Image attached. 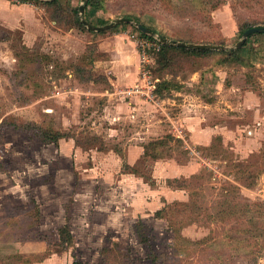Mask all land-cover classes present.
Masks as SVG:
<instances>
[{"label": "rangeland", "instance_id": "1", "mask_svg": "<svg viewBox=\"0 0 264 264\" xmlns=\"http://www.w3.org/2000/svg\"><path fill=\"white\" fill-rule=\"evenodd\" d=\"M2 1L0 264H264V33L236 47L245 29L264 27V0L84 8L91 25L127 18L171 41L215 46L185 47L194 49L187 61L164 70L156 38L132 23L87 29L82 0ZM122 39L134 40L138 64L137 40L154 45L146 72L154 90L169 83L162 95L175 106L164 99V111H143L131 100L129 113L111 112L117 98L142 100L144 87L126 95L102 72ZM187 104L214 128L209 136L184 128L177 113ZM135 145L141 153L128 164Z\"/></svg>", "mask_w": 264, "mask_h": 264}, {"label": "crops", "instance_id": "2", "mask_svg": "<svg viewBox=\"0 0 264 264\" xmlns=\"http://www.w3.org/2000/svg\"><path fill=\"white\" fill-rule=\"evenodd\" d=\"M4 2L6 3V1L0 0V5H3ZM122 42L123 43L121 44V52H120L122 54H121L120 58L118 57V60L114 59V60L104 61L105 62L104 66L106 69H103L102 72H105V71L112 72V75L110 77H108V79H107L111 86H114V87L122 86L123 88H121V89H126V88H130L136 84L141 85L142 82L139 79V75H138L139 74V66H138V63L136 61V51H135L134 40L122 39ZM153 92H154V90H153ZM155 96H157V95L155 94ZM106 97L111 98V96H106ZM157 97H159V96H157ZM117 99H118V101H116L114 106H112L113 109H111V112L116 113V114H121V113L127 114L130 112V110L132 108V101L133 100H138V101L142 102V110L143 111H147L149 108L157 109V110L159 109V110L164 111V109L161 108V104H162V102L164 104V101H165L164 99H167V98H161V101L157 100V102L153 101L154 104L157 103V107L152 105V101L147 99L146 97H144V95H142V100H140L139 98H131V99L117 98ZM117 99L115 98V100H117ZM108 100L109 99H107V101ZM167 100H169L171 102L168 109L173 107V105L175 106V104H176L175 100L169 99V98ZM159 103H160V105H158ZM204 104H206V103H204ZM178 105H183V104H178ZM189 105L190 104H187L186 106H182V107H185V109H183L182 112L177 113V114H180L179 119L182 120V122H183L182 124L184 125V128L188 132H191L194 135L196 134V136L201 134V133L203 135L207 133L209 136L210 130H214V128L204 126L203 123H201L202 122L201 112H199V110L196 109L194 106L190 107ZM146 113H149V112H146ZM146 113L144 112V113H142V115L146 116L147 115ZM150 117H152V116H150ZM153 117H155V116H153ZM146 126H148V129L152 128L153 131L155 129H157V128L153 127L154 125L149 126V124H147ZM218 128L220 130V133L224 136L225 135L224 134L225 132L223 130L224 126L222 124H218ZM203 139L205 141H209L210 138L208 139V138L203 137ZM196 140H199V139H196ZM141 147L142 146H136V145L128 147L127 153H126V161L128 164L133 163L137 159L138 155L141 153ZM180 167H182V168H180ZM186 169H187L186 166L185 167L184 166H177L176 167V171L178 173H184V170H186ZM152 199H154L153 205L158 204L159 199H157V198H152ZM144 208L148 209L147 206H145ZM153 209L155 210V208H153Z\"/></svg>", "mask_w": 264, "mask_h": 264}, {"label": "trees", "instance_id": "3", "mask_svg": "<svg viewBox=\"0 0 264 264\" xmlns=\"http://www.w3.org/2000/svg\"><path fill=\"white\" fill-rule=\"evenodd\" d=\"M21 1L24 2L26 0H21ZM105 4H106V0H87L84 8L86 11L91 10L90 12H91V14H93L95 11H97L99 9H103ZM97 20H98V22H100V24L107 23V21H103L101 18H98ZM132 29L136 31V29L134 27H132ZM262 33H264V32H262ZM140 34L146 38H151L148 35H145L141 32H140ZM254 34H256V33H254ZM257 34H259V33H257ZM191 50H194V49H188V48H185L183 46H177V45L168 44V43H158V50H156V52L154 53L155 62L158 66V69L164 70L170 66H173L174 63L176 64L177 67H181L184 64V62L187 61L188 52ZM208 51H210V50H205L204 52H208ZM170 87L171 86L169 85V83L167 84L164 81H161L160 83L157 84V88H156V90H154V93L157 96H159L160 98H163V97L168 96V95H162V90L170 88ZM16 125H18V124H14V126H16ZM14 129H17V128L14 127ZM41 133H43L42 137L44 139H46V140L51 139V142H55L57 140V138L60 137L59 133L47 134L48 133L47 131L46 132L41 131ZM139 240L142 241V243L147 246L148 240L145 237H143V233H142V237L140 235ZM150 257L153 258L152 259L153 261L156 259V256L153 255L152 253L150 254Z\"/></svg>", "mask_w": 264, "mask_h": 264}, {"label": "water", "instance_id": "4", "mask_svg": "<svg viewBox=\"0 0 264 264\" xmlns=\"http://www.w3.org/2000/svg\"><path fill=\"white\" fill-rule=\"evenodd\" d=\"M86 1L87 0H82V4L79 5L78 11H79V14L81 17V23L83 25H85L87 27V29H89L91 31L102 32V31H105V30L112 28L114 25L119 24V23H132L141 33L148 35V36H153L154 38L157 39V41H159V43H170V44H174V45H178V46L195 48V49H206V48L214 49L215 48V46L208 45V44H192V43H184V42H177V41L168 40L166 38H163V37L156 35L153 31H151L150 29H148L144 25H142L138 22L131 21L130 19H127V18H119L113 22H110V23L102 25V26L91 25L83 17L84 4L86 3ZM262 32H264V27H261V26L249 27V28L245 29L242 32L241 39L236 43V47L242 46L244 41L246 40V38L249 35L254 34V33H262ZM221 49H222V47H221Z\"/></svg>", "mask_w": 264, "mask_h": 264}, {"label": "built area", "instance_id": "5", "mask_svg": "<svg viewBox=\"0 0 264 264\" xmlns=\"http://www.w3.org/2000/svg\"><path fill=\"white\" fill-rule=\"evenodd\" d=\"M138 42H140V46H141V49H140V57H139V79L141 80V85H143L144 87H142V95H144L147 99L151 100V101H154V102H157V96H155L153 90L155 88V84L153 81H151V79L149 78L148 74H147V70L145 68V64H146V60H147V53L145 52V48L146 47H149V46H154L153 44L149 43L148 40H144L142 39L141 41L140 40H137ZM140 68L142 70H140ZM137 85V84H136ZM134 87V86H133ZM138 90V87H134V88H129V89H126L125 90V94L126 95H129L133 92H137L139 91ZM55 93H58L57 90H55Z\"/></svg>", "mask_w": 264, "mask_h": 264}]
</instances>
